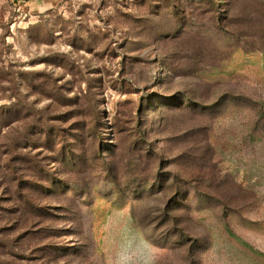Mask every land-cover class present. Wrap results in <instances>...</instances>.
Masks as SVG:
<instances>
[{
    "label": "rangeland",
    "instance_id": "1",
    "mask_svg": "<svg viewBox=\"0 0 264 264\" xmlns=\"http://www.w3.org/2000/svg\"><path fill=\"white\" fill-rule=\"evenodd\" d=\"M0 264H264V0H0Z\"/></svg>",
    "mask_w": 264,
    "mask_h": 264
},
{
    "label": "water",
    "instance_id": "2",
    "mask_svg": "<svg viewBox=\"0 0 264 264\" xmlns=\"http://www.w3.org/2000/svg\"><path fill=\"white\" fill-rule=\"evenodd\" d=\"M19 1H25V2H27V1H32V0H19Z\"/></svg>",
    "mask_w": 264,
    "mask_h": 264
},
{
    "label": "trees",
    "instance_id": "3",
    "mask_svg": "<svg viewBox=\"0 0 264 264\" xmlns=\"http://www.w3.org/2000/svg\"><path fill=\"white\" fill-rule=\"evenodd\" d=\"M15 1H19V0H15Z\"/></svg>",
    "mask_w": 264,
    "mask_h": 264
}]
</instances>
